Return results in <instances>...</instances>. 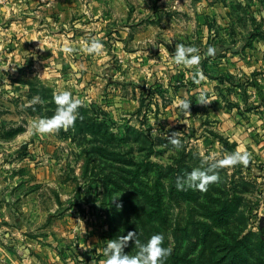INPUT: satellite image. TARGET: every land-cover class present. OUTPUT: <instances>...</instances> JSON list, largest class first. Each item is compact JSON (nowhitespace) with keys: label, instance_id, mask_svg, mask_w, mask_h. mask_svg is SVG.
<instances>
[{"label":"rangeland","instance_id":"rangeland-1","mask_svg":"<svg viewBox=\"0 0 264 264\" xmlns=\"http://www.w3.org/2000/svg\"><path fill=\"white\" fill-rule=\"evenodd\" d=\"M90 1L108 22L46 50L0 37V264H102L130 230L163 233L165 264H264V162L247 153L207 191L176 187L206 156L247 152L225 131L264 126V0ZM181 43L199 64H175ZM65 89L82 101L74 124L36 132Z\"/></svg>","mask_w":264,"mask_h":264},{"label":"clouds","instance_id":"clouds-1","mask_svg":"<svg viewBox=\"0 0 264 264\" xmlns=\"http://www.w3.org/2000/svg\"><path fill=\"white\" fill-rule=\"evenodd\" d=\"M84 48L90 54H98L103 49V43L101 40L93 38L90 41H85ZM63 50L66 52L71 51L67 46ZM199 52V48L195 45L177 44L173 53V59L177 65H197L201 59ZM207 54L214 55L215 48L210 46L207 49ZM200 75L203 78V73ZM38 99L39 97H34L32 102ZM53 100L57 106L53 115L34 122V129L40 134L51 132L60 127L67 129L77 119L78 108L82 101L75 97L70 90L65 89L54 93ZM32 102L26 101V104ZM208 102L210 100L203 93L198 97V103L207 104ZM191 103L192 101L185 97L177 101V106L185 112H189ZM154 132L155 130H153ZM168 139L177 147L181 145V141L176 133L168 136ZM247 159L248 154L241 153L240 151L229 153L222 159H215L211 155L206 156L202 160V163L208 162L206 167H194L184 176H177L176 187L177 189H185L187 186L200 190L201 192L207 191L209 184L219 180V174L215 169L240 162L247 163ZM130 240L138 245V251L135 254H129L125 251ZM164 240L165 236L163 233L154 232L146 241L141 242L137 239L136 231L130 230L127 234H122L116 239H109L107 241L103 248L105 259L102 264H165L167 258L172 254L173 249L171 245L165 246Z\"/></svg>","mask_w":264,"mask_h":264},{"label":"crops","instance_id":"crops-1","mask_svg":"<svg viewBox=\"0 0 264 264\" xmlns=\"http://www.w3.org/2000/svg\"><path fill=\"white\" fill-rule=\"evenodd\" d=\"M96 9L90 0H1L0 37H10L15 46L35 45L30 46L31 51L38 44L40 50H46L51 41L71 37L72 27H91L92 30L97 29L99 23L106 24L109 19H98ZM241 128H233L235 132L225 131L224 137L242 142L246 153L255 157L257 163L264 162V126L256 127L255 132L251 126L247 130Z\"/></svg>","mask_w":264,"mask_h":264},{"label":"built area","instance_id":"built-area-1","mask_svg":"<svg viewBox=\"0 0 264 264\" xmlns=\"http://www.w3.org/2000/svg\"><path fill=\"white\" fill-rule=\"evenodd\" d=\"M1 1V0H0Z\"/></svg>","mask_w":264,"mask_h":264}]
</instances>
